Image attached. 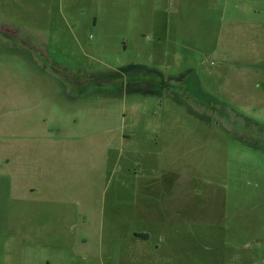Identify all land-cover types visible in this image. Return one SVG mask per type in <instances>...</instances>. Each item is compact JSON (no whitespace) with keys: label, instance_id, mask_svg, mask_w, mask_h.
Instances as JSON below:
<instances>
[{"label":"rangeland","instance_id":"1","mask_svg":"<svg viewBox=\"0 0 264 264\" xmlns=\"http://www.w3.org/2000/svg\"><path fill=\"white\" fill-rule=\"evenodd\" d=\"M0 264H264V0H0Z\"/></svg>","mask_w":264,"mask_h":264},{"label":"flooded vegetation","instance_id":"2","mask_svg":"<svg viewBox=\"0 0 264 264\" xmlns=\"http://www.w3.org/2000/svg\"><path fill=\"white\" fill-rule=\"evenodd\" d=\"M150 72H152V70H150ZM156 73H157V75L159 76V77H162V78H160V79H162V81H164L165 82V85L166 84H170V82L172 81V80H177V79H172V77L171 76H169V77H167V74L165 75V74H163L162 72H157L156 71ZM166 76V77H165ZM174 78V77H173ZM180 80V79H179Z\"/></svg>","mask_w":264,"mask_h":264},{"label":"crops","instance_id":"3","mask_svg":"<svg viewBox=\"0 0 264 264\" xmlns=\"http://www.w3.org/2000/svg\"><path fill=\"white\" fill-rule=\"evenodd\" d=\"M245 23L247 24V23H251V21H245Z\"/></svg>","mask_w":264,"mask_h":264}]
</instances>
